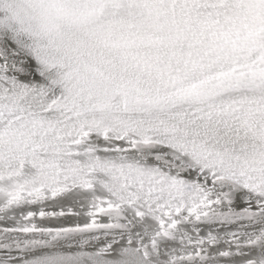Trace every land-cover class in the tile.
<instances>
[{"label":"snow or ice","instance_id":"1","mask_svg":"<svg viewBox=\"0 0 264 264\" xmlns=\"http://www.w3.org/2000/svg\"><path fill=\"white\" fill-rule=\"evenodd\" d=\"M0 264H264V0H0Z\"/></svg>","mask_w":264,"mask_h":264},{"label":"bare ground","instance_id":"2","mask_svg":"<svg viewBox=\"0 0 264 264\" xmlns=\"http://www.w3.org/2000/svg\"><path fill=\"white\" fill-rule=\"evenodd\" d=\"M47 226H55V225H47Z\"/></svg>","mask_w":264,"mask_h":264}]
</instances>
